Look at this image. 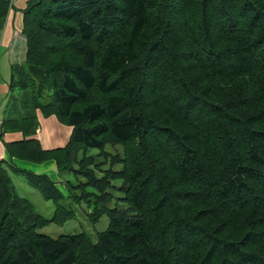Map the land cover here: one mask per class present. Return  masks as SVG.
I'll use <instances>...</instances> for the list:
<instances>
[{
	"label": "trees",
	"instance_id": "trees-1",
	"mask_svg": "<svg viewBox=\"0 0 264 264\" xmlns=\"http://www.w3.org/2000/svg\"><path fill=\"white\" fill-rule=\"evenodd\" d=\"M23 35L10 85L25 94L2 124L24 137L9 154L92 164L70 180L109 221L96 241L37 231L48 220L0 159V264H264V0H32ZM94 89L104 100L78 107ZM39 112L72 127L64 147L42 146ZM107 135L126 147L97 176L86 150L101 156ZM17 171L63 198L49 175ZM62 206L52 219L75 215Z\"/></svg>",
	"mask_w": 264,
	"mask_h": 264
},
{
	"label": "rangeland",
	"instance_id": "rangeland-1",
	"mask_svg": "<svg viewBox=\"0 0 264 264\" xmlns=\"http://www.w3.org/2000/svg\"><path fill=\"white\" fill-rule=\"evenodd\" d=\"M10 7H11V1L9 2V9ZM5 58L6 57L4 53L0 52L1 64H3V62L5 61H8V58L7 60H5ZM0 82L9 84V86H5L6 90L0 91V102H1L0 118L3 119L5 116V110L7 109V106L9 105L10 101L12 100V97L23 96L25 94L24 93L25 91H23L18 86H14L13 88L11 87L10 85L11 66H7V64H4V67L0 71ZM49 99L51 101V98L48 97V101ZM103 100H104V96L100 94L98 90L94 89L90 91L87 100L81 101L78 104V107L83 106L85 103L103 101ZM105 140L107 142L105 147L101 150L100 153L101 156L98 157L96 155L97 154L96 149L86 150L85 156H87L88 158H93L97 164H100V166H98L96 170L97 176L102 175L107 169L114 167V165L116 164V160L120 159L126 147L125 144L118 142L111 135H107ZM132 145L133 144H131L130 146ZM77 148L78 147H76V149ZM60 156L64 157V153L63 152L60 153ZM103 159H104V163L99 162ZM45 161L56 162L58 169V173L56 177L59 180L54 179V181L56 182L58 188L60 189L63 195V198L59 201L54 198H50L46 196L41 191L40 188L29 182L26 175H24L21 172L18 173L19 171H17V169H21V168H19L16 164H13L12 166L14 167L15 170L13 171L11 169L9 170V173L12 177L11 181L15 186V190L17 194L20 195L21 197H25L28 201H30L33 204L35 211L44 215L48 220L47 224L38 228L37 231L53 237H58L62 234L87 232L92 237V239L96 241L98 234L101 231L105 230L108 226V221H109L108 211L102 208L96 209L95 206L97 205L96 203L98 202H96L94 206V204L91 203V201H89V198L92 196V194L90 188L86 187V182L84 177L75 179L74 183L70 180V178L73 179L72 170H74V167L85 169L86 171L93 173V170L90 168L92 164H84L83 166H80L79 164L74 162V157L72 156L71 159L67 158L68 162H63L65 167L61 169L60 165L57 163L55 159L49 158ZM115 167H117V165ZM61 201L62 203H65L67 205V206H62V208L67 209L69 211L72 210L75 213V215H72L71 218L69 215L67 218V215L61 216L60 214H58V216L56 217L57 220L52 219L55 210H57V208L60 207ZM64 209H60L59 212L67 213V214L71 213ZM12 226H13V230H18L20 228V226H18L17 224H10L8 225V229H10ZM81 251L83 253L85 252L87 253L86 248L82 249Z\"/></svg>",
	"mask_w": 264,
	"mask_h": 264
},
{
	"label": "crops",
	"instance_id": "crops-1",
	"mask_svg": "<svg viewBox=\"0 0 264 264\" xmlns=\"http://www.w3.org/2000/svg\"><path fill=\"white\" fill-rule=\"evenodd\" d=\"M9 1H11V7L9 9L4 27L0 31V52L4 53L6 57L5 60L8 58V61L3 62V64L0 62V71L4 67V64L11 66L12 78V65L17 63L21 64L25 61L26 38L23 35L24 10L32 0ZM5 86H9V84L0 82V91L6 90ZM3 120L4 118H0V159L16 164L23 170L49 174L53 180H59L56 177L58 169L55 161H45L40 163L10 156L6 147V142L21 140L24 135L21 131H5L2 124ZM71 133L72 127L60 122L56 115L45 117L41 114V112H39V128L36 136L41 141L44 148L52 149L64 147L70 140ZM10 169L12 171L15 170L14 168H9V170Z\"/></svg>",
	"mask_w": 264,
	"mask_h": 264
},
{
	"label": "built area",
	"instance_id": "built-area-1",
	"mask_svg": "<svg viewBox=\"0 0 264 264\" xmlns=\"http://www.w3.org/2000/svg\"><path fill=\"white\" fill-rule=\"evenodd\" d=\"M0 106H1V102H0Z\"/></svg>",
	"mask_w": 264,
	"mask_h": 264
}]
</instances>
